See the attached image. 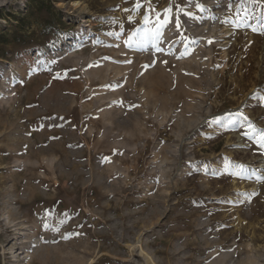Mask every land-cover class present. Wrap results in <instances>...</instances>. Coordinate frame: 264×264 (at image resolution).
Listing matches in <instances>:
<instances>
[{
	"label": "rangeland",
	"instance_id": "374dc122",
	"mask_svg": "<svg viewBox=\"0 0 264 264\" xmlns=\"http://www.w3.org/2000/svg\"><path fill=\"white\" fill-rule=\"evenodd\" d=\"M135 2L0 0V264H264V5Z\"/></svg>",
	"mask_w": 264,
	"mask_h": 264
},
{
	"label": "snow or ice",
	"instance_id": "6c2138e0",
	"mask_svg": "<svg viewBox=\"0 0 264 264\" xmlns=\"http://www.w3.org/2000/svg\"><path fill=\"white\" fill-rule=\"evenodd\" d=\"M188 2L191 3V0H188ZM226 2H227L228 9L232 10V8L234 6L233 0H226ZM249 2L255 3V4H257V6L264 5V0H249ZM145 3L148 5V7L145 11V16H144L145 25L151 24L152 27L150 29L143 30V35L141 36V40H146L149 37H151L152 39H155V40L162 39L164 31L167 29L168 25L170 23H173V20H172L173 8H175V11H176V16H175V21H174V28L176 30V33H179L181 28H182V24H181V20H180V14H183L184 16L189 17L193 20L197 19L195 14H193L189 11H186L185 8L182 7L181 5L170 6L168 8H165L163 13H161L157 9H153L151 7V0H143V2H142V0H136L134 8L132 9V11L144 8ZM242 3H243V0H242ZM196 7L201 12H204L207 10L203 4L197 3ZM124 11H130V10L125 9ZM162 16L164 17V19L161 18ZM129 21L132 22L131 17H129ZM109 34L110 35H116V33H109ZM176 42H178V41H176V40L172 41V43H176ZM192 42L195 43V41H192ZM209 43H212V41H209ZM129 46H131V43H129ZM157 51H162V49H160L158 47ZM129 63H130V61H129ZM250 127H251V125H250ZM245 135H248V133H245ZM257 143L260 145V147L262 149H264V130H261L259 132V139L257 140ZM258 179H260L261 181H264V177H258ZM63 223H64V221L60 222L61 225ZM44 227H45V229H48V228L52 227V225L44 224ZM57 230H58V228H57Z\"/></svg>",
	"mask_w": 264,
	"mask_h": 264
},
{
	"label": "bare ground",
	"instance_id": "6f19581e",
	"mask_svg": "<svg viewBox=\"0 0 264 264\" xmlns=\"http://www.w3.org/2000/svg\"><path fill=\"white\" fill-rule=\"evenodd\" d=\"M216 27H212V31H215L216 29H215Z\"/></svg>",
	"mask_w": 264,
	"mask_h": 264
}]
</instances>
